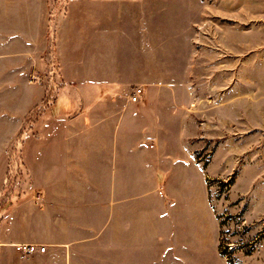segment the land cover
I'll list each match as a JSON object with an SVG mask.
<instances>
[{"label": "crops", "instance_id": "obj_1", "mask_svg": "<svg viewBox=\"0 0 264 264\" xmlns=\"http://www.w3.org/2000/svg\"><path fill=\"white\" fill-rule=\"evenodd\" d=\"M20 1L10 0L1 22L4 62L26 38ZM150 4L71 0L69 19L82 9L84 26L80 39L71 30L59 37L60 94L50 104L44 87L20 79L19 66H2L0 91L12 115L0 118V137H15L41 103L34 128L20 135L31 192L42 202L0 215V264H231L220 254L219 212L207 187L214 160L198 159L204 135L189 111L194 99L179 97L192 86L172 78L168 36L146 17ZM128 9L141 17L124 19ZM137 87L142 95L132 102ZM18 244L46 251L26 254Z\"/></svg>", "mask_w": 264, "mask_h": 264}, {"label": "rangeland", "instance_id": "obj_2", "mask_svg": "<svg viewBox=\"0 0 264 264\" xmlns=\"http://www.w3.org/2000/svg\"><path fill=\"white\" fill-rule=\"evenodd\" d=\"M70 1L21 0L27 6L22 11L26 24L20 26L26 38L16 47L14 59L4 62L0 57V70L19 66L20 79L27 77L29 85L44 87V105L60 94L59 37L68 39L71 30L81 38L83 10L73 9L69 19ZM150 1L146 17L157 32L168 36L171 76L187 79L192 86L178 92L180 98L194 99L189 111L204 135L197 138L202 142L198 159L207 166L214 160L217 174L208 177L207 187L219 212L220 254L231 264H264V0ZM0 3L7 7L0 8L3 29L11 2ZM124 14V19L141 17L136 9ZM4 36L0 35V53L8 44ZM29 59L33 63L27 73ZM53 70L59 74L54 76ZM7 103L0 91V118L12 115ZM39 105L29 109L17 134L10 132L15 137H0V215L20 203L34 204L39 196L31 192L26 138L20 135L34 128Z\"/></svg>", "mask_w": 264, "mask_h": 264}, {"label": "built area", "instance_id": "obj_3", "mask_svg": "<svg viewBox=\"0 0 264 264\" xmlns=\"http://www.w3.org/2000/svg\"><path fill=\"white\" fill-rule=\"evenodd\" d=\"M51 73L54 74V76L59 74L56 70H53ZM54 76L51 75V77H54ZM40 80H42L41 77H36L37 82H40ZM141 95H142V88L137 87L130 93L129 99L132 102H137V101H139ZM52 102H53L52 100H49L47 104H50ZM36 200L39 203L42 202V199L40 196H38L36 198ZM16 248H17V250L24 252L26 254H33L36 252H45L46 251V247L44 245H37V244H18V245H16Z\"/></svg>", "mask_w": 264, "mask_h": 264}]
</instances>
